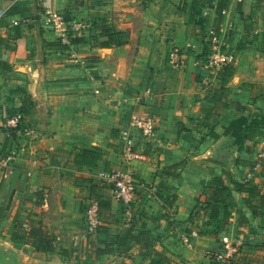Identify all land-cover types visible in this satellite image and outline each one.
<instances>
[{"label":"crops","instance_id":"crops-1","mask_svg":"<svg viewBox=\"0 0 264 264\" xmlns=\"http://www.w3.org/2000/svg\"><path fill=\"white\" fill-rule=\"evenodd\" d=\"M220 5L0 0V162L10 158L7 168L0 166V252L16 257L6 248L18 246L37 264L80 258L82 250L91 255L87 264H149L166 249L171 264H264V0ZM47 11L64 14L67 27L45 26ZM77 23L84 28L78 35L71 28ZM102 29L121 44L108 41ZM213 34L236 57L231 74L230 67L212 71L208 65L205 50ZM74 36L84 41L70 44ZM171 52L179 57L176 69ZM25 99L32 102L30 113L16 128L7 127ZM134 112L150 116L155 133L137 138L144 159L127 162L120 132ZM238 118L252 129L239 146L224 133ZM83 151L97 154L95 161L75 162ZM112 172L133 176L143 188L138 194H151L148 204L131 210L100 190ZM88 198L105 207L99 210L102 231L86 237L82 210ZM198 203L204 209L193 216ZM15 217L26 232L43 229L54 251L12 242ZM141 227L149 232L150 248L131 241ZM225 237L232 257L212 261ZM98 248L108 252L96 258Z\"/></svg>","mask_w":264,"mask_h":264},{"label":"built area","instance_id":"built-area-1","mask_svg":"<svg viewBox=\"0 0 264 264\" xmlns=\"http://www.w3.org/2000/svg\"><path fill=\"white\" fill-rule=\"evenodd\" d=\"M4 16V13L0 11V17ZM43 23L45 26L49 27L52 30L60 31L63 27L66 26V19L64 14L57 11H47L45 13ZM18 22H14L13 25H17ZM73 31L78 35V32L81 29L80 24H73L71 26ZM65 31L61 36L65 35ZM170 66L172 69L179 67V57L176 53L171 52L169 55ZM208 65L212 71H222L226 67H232L236 61L235 55L223 46L219 45V39L216 35H211L210 39V53L207 55ZM22 120V116L17 113L9 117L6 121V125L9 128H16L19 122ZM134 130L138 136H134L130 131ZM155 133V122L154 120L147 115H144L140 112H134L130 115L126 127L120 132L121 144L125 152V158L127 162L133 160H143L144 154L140 150V147L137 143V138L148 139L153 136ZM264 156V151L263 154ZM10 160L7 157L3 162H0V166L7 168L8 161ZM8 170L5 169L2 173V177L6 178L8 175ZM104 182L112 186L113 198L116 202H122L125 205L134 202L137 199L138 192L142 191L141 186L138 181L133 178L127 172H112L107 173L103 176ZM151 194L145 190V197H150ZM82 219H83V232L86 237L92 236L97 232V229L101 226L100 220V211L98 202L96 199H89L83 207L82 210ZM191 235H196V232H191ZM182 244H189V236L184 235L181 238ZM222 248L216 254L210 255L209 258L215 262L226 263L232 257L234 253V247L227 238H223L221 241Z\"/></svg>","mask_w":264,"mask_h":264},{"label":"trees","instance_id":"trees-1","mask_svg":"<svg viewBox=\"0 0 264 264\" xmlns=\"http://www.w3.org/2000/svg\"><path fill=\"white\" fill-rule=\"evenodd\" d=\"M226 0H220L221 2V7L225 3ZM100 34L103 36L107 37V40L110 41L112 44H121L120 41L116 38L114 33H111L107 30H101ZM83 36H74L70 39L69 43L70 44H77L81 43L84 41ZM109 43H107L108 45ZM49 47L52 48H65V45H62L60 43H52L48 45ZM237 49L242 50V46L240 47L237 46ZM228 74H231L232 68H228L226 70ZM32 106V102L29 101L28 99H25L23 101V105L19 111V114L23 117V115H27L30 113V110L28 107ZM14 115V114H13ZM12 115V116H13ZM257 120L253 119L252 125L257 124ZM252 129L251 127L245 126V120L243 118H238L232 122H230L229 126L225 129L224 133L225 134H231L235 138V144L239 146L242 142H244V139L246 138V133H251ZM82 157V158H78ZM97 157V154L91 152V151H83L80 156L77 155L75 157V162H83V161H89L90 163H93ZM175 196L171 197V201L174 200ZM164 200L165 203H167L169 200L167 197ZM98 206L99 210L100 208L105 207L102 201H98ZM204 209L202 203H198L195 207V209L192 212L193 216H196L200 210ZM212 213L214 215V208H212ZM5 216V209L0 208V220ZM226 217V214H224ZM26 221L27 223H33L34 221L30 219V216H26ZM101 226L97 229V232L102 231L100 229ZM191 232H196L198 231L196 229H190L188 233L190 234ZM38 237V238H37ZM37 238V239H36ZM10 239L14 243H20L23 245H35L36 251L41 252V253H52L54 251V246H53V239L45 234L43 229L40 227H35L32 226L31 229L26 232L23 229V224L21 221H19L16 217L13 219L12 222V229L10 230ZM131 241L135 244L140 243L143 248H150L151 243L149 240V232L145 230L144 227H141V230L131 237ZM108 251L105 250L104 248H98L95 251V257L98 258L99 256H102L106 254ZM149 264H171L169 261L168 257V252L166 249H161L160 251L156 252L155 257L150 260Z\"/></svg>","mask_w":264,"mask_h":264},{"label":"rangeland","instance_id":"rangeland-1","mask_svg":"<svg viewBox=\"0 0 264 264\" xmlns=\"http://www.w3.org/2000/svg\"><path fill=\"white\" fill-rule=\"evenodd\" d=\"M67 17L65 16V19ZM84 28H81L80 30H83ZM206 55H208L210 53V45L209 46H206ZM105 185H101L100 186V190L106 192V191H109V194L111 195V197H113V193H112V186L110 184H106L104 183ZM89 199V198H88ZM148 199H146V197L142 194H138L137 196V199L134 201V202H130L128 204H126V207L130 208L131 210L132 209H135V208H139L141 207L142 205H145V204H148ZM118 204L120 205H124V203L122 202H117ZM84 234V232H82ZM93 244V243H92ZM15 249L7 246L6 249H10V252L13 253L15 256H12V258L10 257H7L5 256L6 252L2 253L0 252V264H37L36 262L32 261L33 259H31V254H25L24 252L20 251V249L18 248V246L14 247ZM0 249H2L0 247ZM91 249V248H90ZM6 251V250H5ZM83 252V250H82ZM80 254V258H77V255L74 257V256H70V257H61L59 258V260L57 259H51V258H48L46 259V262L48 264H87V262H89L90 258L89 256H91L89 253H82ZM85 255V260L83 258V256ZM118 261L120 260H114L113 263L111 264H118ZM124 260H122L121 262H123Z\"/></svg>","mask_w":264,"mask_h":264}]
</instances>
